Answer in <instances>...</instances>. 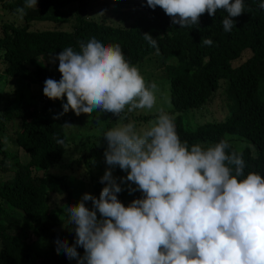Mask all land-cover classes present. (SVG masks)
Here are the masks:
<instances>
[{"label":"trees","instance_id":"1","mask_svg":"<svg viewBox=\"0 0 264 264\" xmlns=\"http://www.w3.org/2000/svg\"><path fill=\"white\" fill-rule=\"evenodd\" d=\"M260 3L244 0V13L234 17L232 30L225 32L223 10L214 17L204 13L199 24L181 28L160 7H147L146 0H38L37 8L27 9L23 16L17 10L24 0H0L1 10L22 20L16 24L0 15V75L26 86H44L48 78L59 81V61L52 69L50 63L43 67L37 59L55 56L66 47L79 51L80 43L92 37L105 45H119L135 67L158 55L181 141L207 147L227 140L229 153L242 154L245 176L249 172L264 176V9ZM40 23H71L72 27L69 31L31 28ZM144 33L156 40V47L144 39ZM202 38H210L213 44L204 45ZM246 50L249 56L232 66ZM55 101L43 106L33 98L10 102L0 114V264L70 263L63 252L57 253L55 241L74 242V232L63 227V208L70 204L76 186L73 168L85 155L71 160V175L49 171L61 162L75 136L72 128L63 126L64 119H54L50 113L57 112ZM149 116L133 119L140 123ZM6 126L12 129L10 135ZM230 138L244 139L252 148L238 151ZM19 149L28 156L26 163L18 159ZM91 179L92 195L98 198L105 185L94 169ZM141 195L127 188L118 199L128 206ZM77 251L83 255V248Z\"/></svg>","mask_w":264,"mask_h":264},{"label":"clouds","instance_id":"2","mask_svg":"<svg viewBox=\"0 0 264 264\" xmlns=\"http://www.w3.org/2000/svg\"><path fill=\"white\" fill-rule=\"evenodd\" d=\"M37 3L24 0L17 11L23 16ZM146 5L160 7L181 28L223 10L225 32L245 9L244 0H146ZM143 36L156 47L149 33ZM201 42L213 44L210 38ZM56 60L61 78L45 80L41 99L66 96L59 115L71 110L77 116L112 113L118 120H126L125 113L153 116L146 124L128 120L103 133L105 186L98 198L85 193L63 208V226L75 236L71 245L57 238L58 254L77 264H264V176H245L242 154L229 153L224 139L207 147L181 141L173 117L157 104V83H146L119 45L92 37L79 51L66 47L50 62ZM116 167L127 174L119 182L112 174ZM122 185L141 197L125 206L118 199Z\"/></svg>","mask_w":264,"mask_h":264},{"label":"rangeland","instance_id":"3","mask_svg":"<svg viewBox=\"0 0 264 264\" xmlns=\"http://www.w3.org/2000/svg\"><path fill=\"white\" fill-rule=\"evenodd\" d=\"M97 12V10H95ZM0 15L3 20L5 21H13L16 24H20L22 20L20 19L19 15L13 14L11 11H4L0 9ZM109 15V14H105ZM72 24H60V23H40L35 24L31 28L33 30H71ZM249 56V51L246 50L245 53L242 54L240 58L232 62V66L238 65L241 61L246 59ZM54 56H45L39 57L37 59L38 63H40L43 67H49L47 66L48 63L51 64L50 68L53 69L58 63V60L55 61V63L50 62L51 59ZM139 69L141 75L144 77L146 83L156 82L159 91L157 93V104L158 106L162 105L165 110L171 115L174 116L177 113L174 111L173 107L171 106L170 99H169V88H168V80L164 77V66L159 58L158 55H152L150 58H147L145 61H143L141 64L137 66ZM164 81V82H162ZM224 83H227V81H223ZM43 87L39 85H24V83H20L19 81H13L11 78H7L0 75V114H2V111L4 108H6V104L10 102H16L20 100L33 98L34 101L37 103L38 106H43L44 101L41 99L43 94ZM41 100V101H40ZM41 102V103H40ZM67 99L66 96L63 98V100H56L55 103L52 102L55 107L57 108V112H50L53 116H59L58 119L65 121L67 124H71L72 126L69 128H72L75 133V136H73L70 139V146L65 151L63 158L61 162L55 166L52 167L51 170L54 173H61V174H69L71 175V170L69 168V163L72 159L77 158L79 156H83V161H81V164L79 166H75L73 169L72 176H76V181L74 184L76 186L73 188V196L70 198L69 203L70 204H76L78 203L83 194L90 193L91 189V175L93 174V169L96 171V175L98 179L103 176L106 168L108 167L105 163L104 158V151L107 147V142L103 140V133L107 130V128H112L117 126L121 123H126L128 120H134V116L139 115H148L149 113L145 112H135V113H125L127 116L126 120H118L115 115L112 113H99L94 112L91 116L89 114H81L77 116L74 112L71 110L63 115H59L62 113V103H66ZM151 116L144 119V121L138 122V124L143 125L146 124L148 120L152 119V114H149ZM6 130V134L10 135L12 133V129L8 126ZM79 129V130H78ZM231 144L238 150H242L244 147H251L246 140L240 139V138H230ZM71 143H74V147L71 148ZM83 143V145H82ZM12 146H10L11 148ZM252 148V147H251ZM18 159L22 163H26L28 161V156L23 152L21 149L18 150ZM113 176L117 178L119 182V177L126 176L127 174L123 171H121L118 167L113 169L112 172ZM6 176L11 177V174H6ZM132 187H135V185H132ZM123 189H127V185H122ZM89 202L87 201L86 206L89 207ZM64 227V226H63ZM34 244L33 246H35ZM32 246V247H33ZM50 249V247H49ZM69 264H77V261L73 259L70 260Z\"/></svg>","mask_w":264,"mask_h":264}]
</instances>
